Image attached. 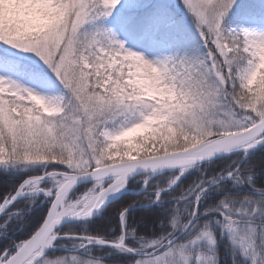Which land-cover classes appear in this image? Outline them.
Listing matches in <instances>:
<instances>
[{
    "label": "snow or ice",
    "instance_id": "6c2138e0",
    "mask_svg": "<svg viewBox=\"0 0 264 264\" xmlns=\"http://www.w3.org/2000/svg\"><path fill=\"white\" fill-rule=\"evenodd\" d=\"M236 2L0 0V170L28 173L0 193V237L41 193L50 202L35 231L0 248V264H105L111 253L218 264L217 229L242 264H264V31L225 26ZM192 170L197 179L175 192ZM140 172L142 202L160 206L158 233L137 234L136 200L116 210L115 236L56 230L65 218L91 220ZM241 187L247 194H232ZM213 193L222 198L203 207ZM64 241L72 252L48 255Z\"/></svg>",
    "mask_w": 264,
    "mask_h": 264
},
{
    "label": "trees",
    "instance_id": "16d2710c",
    "mask_svg": "<svg viewBox=\"0 0 264 264\" xmlns=\"http://www.w3.org/2000/svg\"><path fill=\"white\" fill-rule=\"evenodd\" d=\"M243 2V1H242ZM249 0H247L248 4ZM177 16L181 19L180 15ZM184 22V21H183ZM185 23V22H184ZM186 24V23H185ZM192 37V36H191ZM119 147H124L123 142H117ZM115 152L119 151V148L114 149ZM122 155V153H120ZM143 149L140 150V155H143ZM114 158L119 159V156H114ZM127 157H125L126 159ZM222 160V159H220ZM32 172H39L40 169H29ZM170 173H166L160 175L154 180L157 182H164L167 176ZM28 173L25 171H20L19 169L15 170L14 173H5L0 170V193H6L13 185L18 184L19 178H27ZM186 178H182L184 180L183 185H178L175 187V192H179L180 187H186L188 184H191L193 180L197 179L198 173L195 170L186 173ZM258 180H264V175L258 177ZM143 181L135 180L130 183L131 189H140L142 187ZM87 187H82L79 190L74 192L73 198L78 193L85 190ZM232 194H236L239 191L241 194H247L249 191L246 187H241L239 190L232 188ZM144 196V192L139 195L133 194H124L119 200L110 204L107 209L94 221L85 222V223H78V224H71L67 225L60 230V232H83L87 230L89 233H104L108 236H115L117 233L112 231L113 229L117 228L118 224V217L115 215L116 210H118L122 206H127V204L131 203L132 201H141L138 203L136 207L129 209L130 220L133 221V226L137 230V234L139 235H146L148 233H158L160 231V221L157 217L160 215V206L158 205H145L142 202V198ZM213 199L204 201L203 207H207L209 203H216L218 202L221 196H218L216 193L212 194ZM175 201L172 199H167L165 201V207H170L173 205ZM49 200L45 199L43 195H39L36 198L35 204L31 206V211L27 212L24 216V219L19 222H13L11 227V231L9 232L6 238L0 237V248H3L10 244L12 241H19L20 239H26L33 231H35L38 224L43 222V218L46 216V213L49 208ZM155 221V223L153 222ZM216 238L217 241L221 239L220 231L217 229L216 231ZM63 243L70 244L68 241H64ZM129 243H133L134 241L130 240ZM103 251L101 249H93V252L96 254H100ZM70 252H60V251H52L48 255H64ZM228 253V248L226 246V240H222L219 243V251H218V258L219 264H242V261L238 258L232 257ZM132 257L125 256L119 253H111L104 256L105 264H130Z\"/></svg>",
    "mask_w": 264,
    "mask_h": 264
},
{
    "label": "rangeland",
    "instance_id": "374dc122",
    "mask_svg": "<svg viewBox=\"0 0 264 264\" xmlns=\"http://www.w3.org/2000/svg\"><path fill=\"white\" fill-rule=\"evenodd\" d=\"M146 2L158 3L160 2V0H146ZM166 2L176 5L179 4L180 0H166ZM177 14L180 15L181 19L186 23V25L192 29L191 40L192 43H195L198 38L195 34V29L192 27V18L189 16V14L186 11L183 10L182 5L177 10ZM225 26L237 30H239L240 28H248L249 30L264 31V0H249L248 4H247V0H237L236 5H234L233 9L230 11V13L228 14L225 20ZM113 31H115V29H113ZM117 35L128 48L134 51H140V48L138 47L135 38L125 37L124 35H121L119 32H117ZM4 47H5L4 45H0V48H4ZM12 51L16 52L17 50L12 49ZM19 55L21 57H26L31 54L19 53ZM25 103H28V101H25ZM145 132L146 130H139L136 133H131L129 137H125L124 140H130L133 136H142L145 134ZM87 188L82 192L78 193L77 195H75L73 201L75 200L76 196L86 191ZM223 239L226 240V246L228 248L227 254H230L232 257L241 260V257L234 250L233 245L230 243L229 238L227 236L226 237L222 236V238L219 241L222 242ZM200 248L202 250H206L207 249L206 242H202ZM218 251H219L218 245L216 244L215 252L217 257H218ZM218 264H219V258H218Z\"/></svg>",
    "mask_w": 264,
    "mask_h": 264
},
{
    "label": "water",
    "instance_id": "95a60500",
    "mask_svg": "<svg viewBox=\"0 0 264 264\" xmlns=\"http://www.w3.org/2000/svg\"><path fill=\"white\" fill-rule=\"evenodd\" d=\"M218 159H222V157H220V158H218ZM167 172H170V170H163V171L157 173L154 177L159 176V175H162V174L167 173ZM143 175H145V173L140 172V173H138L137 176L133 177L132 180H134V179H136V178H138V177H140V176H143ZM154 177H153V178H154ZM132 180H130V182H131ZM130 182H129V183H130ZM88 184H92V181H91V180H87V179H86V180H82V181H80V182L77 184L76 188H75L73 191H75L76 189H78V188L81 187V186L88 185ZM125 193H132V192L129 190V188H127V189H125L123 192L118 193L116 196L109 197V199H108V201L106 202L104 208L101 209L100 212L96 213V214L93 216V218H92L91 220H88V221H92V220L96 219L98 216H100V215L103 213V211H104V210H105V209H106L111 203H113V202L117 201L118 199H120ZM138 193H139V192H138ZM138 193H135V194H138ZM49 208H50V206H49ZM48 210H49V209H48ZM47 212H48V211H47ZM46 215H47V214H46ZM88 221H81V220H76V219H72V218H65V219L62 221V223L57 227L56 230L58 231V230H60L62 227L66 226V225H69V224L82 223V222H88ZM181 235H182V234H181ZM51 250L67 251V249L64 248V247H57V248H55V249H49L48 252L51 251Z\"/></svg>",
    "mask_w": 264,
    "mask_h": 264
}]
</instances>
